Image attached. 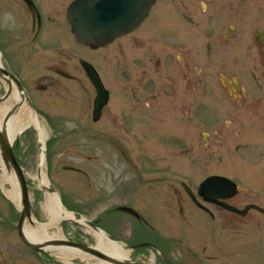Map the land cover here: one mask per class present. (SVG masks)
<instances>
[{
  "label": "flooded vegetation",
  "instance_id": "flooded-vegetation-1",
  "mask_svg": "<svg viewBox=\"0 0 264 264\" xmlns=\"http://www.w3.org/2000/svg\"><path fill=\"white\" fill-rule=\"evenodd\" d=\"M31 1V5L24 0L0 3L1 63L9 73L2 76L0 83L13 85L17 80L38 109L36 91L68 92L71 82L82 80L95 92L81 65L82 60L89 62L108 91V100L94 123L101 122L105 110L111 108L116 134L120 135L113 145L136 170L134 177L138 182L149 187L133 200L135 207L125 206L141 215L140 205L148 210L152 203L159 210L172 209L183 226L191 227L189 235L192 233L193 238L200 239L207 229L212 240L218 236L230 244L237 242L230 241L228 235H245L246 230L241 227L252 222L249 225L255 226L256 232L250 243L234 245L230 254L215 243L213 250L217 254L205 257L208 261H223L221 255L235 257L241 250L240 264H264V212L249 209L242 215L224 207L222 204L238 209L245 206L234 202L241 197L239 187L232 194L224 187L199 191L200 183L213 175L237 182L230 171L231 151L240 150L248 155L264 141V0H224L215 4L210 9L208 25L191 20L192 11L184 10V15L182 9H175L176 0H169L170 4L155 0L136 28L97 48L78 43L71 34L66 12L72 0ZM177 6L186 7L180 3ZM178 12L183 13L181 17L187 24L180 22ZM235 64L239 73L229 71ZM118 77L117 90L125 94L115 97L110 82ZM87 108V98H80L74 109L87 115ZM89 116L92 120V109ZM108 123L98 127V132L108 128ZM156 141L176 151L174 174H167L165 169L150 172L147 167L149 173L143 174L136 163L138 158L132 159L126 152L135 145L151 149ZM255 180L264 183V177L252 181ZM150 183H168L171 191L167 200L161 191L151 193ZM253 194L257 201L252 204L264 209V191ZM130 216L139 229H154L143 215L141 219ZM197 227L204 233L195 234ZM173 239L183 242L181 238L167 240ZM182 244L191 255L189 261L197 264L196 248ZM248 247L256 254H247ZM142 249H150L158 264H182L171 250L161 246L159 251L149 247L135 249V259L144 260L151 254L141 252ZM248 255L252 260L247 259Z\"/></svg>",
  "mask_w": 264,
  "mask_h": 264
},
{
  "label": "rangeland",
  "instance_id": "rangeland-1",
  "mask_svg": "<svg viewBox=\"0 0 264 264\" xmlns=\"http://www.w3.org/2000/svg\"><path fill=\"white\" fill-rule=\"evenodd\" d=\"M4 0H0V3ZM163 1V0H162ZM174 2L175 9H182L184 15L186 11H192L193 21L199 25H208V15L211 14L210 9L215 4H222L224 0H176ZM170 4L169 0H165ZM186 5L179 7L177 4ZM1 5V4H0ZM181 13V14H183ZM180 17V22L186 23L184 18ZM177 16V15H175ZM177 19V17H175ZM187 24V23H186ZM262 29H264V18L262 21ZM200 31V28L198 29ZM1 39V35H0ZM240 39V38H239ZM1 41V40H0ZM123 42V40H120ZM124 46H126L124 44ZM129 50V49H127ZM125 50V52L127 51ZM122 56L120 55V59ZM236 63V62H235ZM80 69V67H78ZM233 73H239L238 64L232 65L229 70ZM117 80L114 78L112 87L115 89L114 96L117 94H125L116 87ZM73 83V84H72ZM79 83V84H78ZM115 83V84H114ZM5 86L0 83V96L5 91ZM68 92H44L36 91V98L40 108L37 109L38 115L48 130V135L45 143V164L44 170L55 192L58 193L61 202L68 210L73 211L79 216H83L89 222L96 223L102 230L110 235V237L129 247L130 244L139 242L140 239L154 240L158 246H164L171 250L174 256L179 258L182 264H193L186 249H183V244L193 245L196 248L197 256L194 258L197 264H231V261L238 262L241 259L242 251L235 253V257L221 255L223 261H207L205 255L217 254L213 250L215 243L224 247L223 251L234 249V245L238 246L243 243H250L255 239V226H250L252 222H248L246 226L241 227L245 231V235L234 233L235 236L228 235L229 240H234L237 243L230 244L228 241L221 240L218 236L212 240L205 230L203 236L193 238L189 231L191 227L183 226L177 220L176 212L172 209L165 208L159 210L155 203H152V208L148 210L146 206L140 205L139 211L148 219L153 231L141 230L137 226V221L130 215L119 212L115 208L120 205H133V200H136L144 191L149 190L148 185L138 182L134 177L137 174L136 170L131 167L122 157L121 153L114 147L113 143L120 135H117L115 129L116 123L111 117L109 110H105L101 122L95 124L89 114L92 109V100L95 95L90 84L80 80L79 82H71L67 88ZM87 98L88 108L87 115L80 113L77 108L78 101ZM9 103H15L11 99ZM89 112V114H88ZM107 112V113H106ZM86 119H85V117ZM108 123V128L98 132L105 122ZM104 128V127H103ZM102 128V129H103ZM125 136V135H124ZM127 138V137H125ZM152 140V139H150ZM126 142L125 140H121ZM153 142V141H151ZM156 141L150 145L151 149H142L137 145L131 150H126L132 159L138 158V169L146 172V167L150 172L153 170L165 169L167 174H174V163L176 161V151L168 145H163ZM233 143L234 140H231ZM159 143V145L157 144ZM154 144H157L156 146ZM264 141L257 145V149L247 155V152L232 150L229 156L231 162L230 171L236 175L237 182L242 188L241 197L235 198L234 202L239 206H244L247 203L256 202L257 198L253 193L264 191V183L258 180L252 181L254 178L264 177ZM154 146V147H153ZM15 154L18 158L21 168L24 171L26 180L29 185L30 200L32 205V215L37 221H45L47 219L44 211V192L34 181L35 174L38 170L40 161L41 145L38 140V135L34 127H30L22 132L17 141L14 143ZM234 154V155H233ZM160 159V161H158ZM233 166H232V163ZM71 166L79 171L69 170L64 167ZM140 166V167H139ZM164 167V168H163ZM2 165L0 162V179L3 175ZM215 170L224 172L221 167H215ZM85 172V174L83 173ZM125 176L120 177V176ZM260 180V181H261ZM151 184V193L153 190L163 192V198H168L171 189L168 183ZM134 187H136L134 189ZM139 189H138V188ZM253 193H247L248 191ZM167 200V199H166ZM161 202V201H160ZM158 203V202H157ZM168 207V203H166ZM153 207L155 209H153ZM20 216L19 208H17L3 193L0 187V264H93L94 257L89 260L72 259L71 263L64 262L58 255L48 254L46 252L35 251L27 247L18 237L17 222ZM27 222V221H26ZM249 225V226H248ZM197 231L204 232L200 227ZM62 230L67 240L82 242L94 246L95 239L92 231L78 224L64 222ZM264 240V224L262 226ZM230 231V230H229ZM224 232V231H223ZM194 234V235H195ZM202 234V233H201ZM205 235V236H204ZM258 236V234H257ZM168 237L181 238L182 243L175 240H167ZM152 238V239H151ZM233 245V246H232ZM206 247L207 250H203ZM232 247V249H230ZM185 248V247H184ZM262 255H264V242L262 244ZM253 248H247V254H256L252 252ZM141 252L151 253L146 249ZM205 252V253H204ZM221 253V252H220ZM222 254V253H221ZM240 255V256H239ZM245 255V254H242ZM152 261H155V255H148ZM247 259H251L248 255ZM252 260V259H251ZM264 260V257H263ZM240 264V263H239Z\"/></svg>",
  "mask_w": 264,
  "mask_h": 264
},
{
  "label": "water",
  "instance_id": "water-1",
  "mask_svg": "<svg viewBox=\"0 0 264 264\" xmlns=\"http://www.w3.org/2000/svg\"><path fill=\"white\" fill-rule=\"evenodd\" d=\"M153 2L154 0H75L68 7L67 17L71 23L72 31L74 32L75 38L78 42L91 45H98L116 36L126 33L130 29L134 28L146 15L150 5ZM85 64L84 67L92 83L97 89V97L94 102L93 110L94 119H97L100 115L102 106L106 102L107 91L104 90L94 69L89 64ZM4 73V69L0 66V76H2ZM17 89L19 92L22 91V87L20 85L17 86ZM10 91L11 86H9L8 88V93ZM7 119L8 116H6V120ZM0 151L1 157L5 165L14 171L15 177L20 188L21 209L20 217L17 224L18 236L21 241L28 247L35 250H43V244L30 241L24 234V221L26 219L29 220L31 218V205L28 192V185L25 180L24 173L16 160L12 146L8 142V139L6 138L5 134L2 132L1 129ZM65 168L74 169L72 167ZM218 179L219 177L217 176L210 177L208 180L205 181L204 185H217ZM227 181L224 180L225 183ZM230 184L231 190L234 191L235 184L232 182H230ZM251 207L255 206L249 205L244 210L239 211V213L243 214L247 209ZM118 209L133 213L135 215L137 214L136 211L129 207L121 206ZM232 210L238 211L236 209ZM87 223L92 228L98 229V227L94 223L89 221ZM53 243L57 245H67L78 248L83 252L93 255L97 258L104 259L113 264H148L145 262H133L128 257L116 258L113 256H109L95 249L94 247L84 243L68 240H54ZM147 245H150V243L136 244L133 245L131 248L133 249Z\"/></svg>",
  "mask_w": 264,
  "mask_h": 264
},
{
  "label": "bare ground",
  "instance_id": "bare-ground-1",
  "mask_svg": "<svg viewBox=\"0 0 264 264\" xmlns=\"http://www.w3.org/2000/svg\"><path fill=\"white\" fill-rule=\"evenodd\" d=\"M12 101L19 103L12 106L11 103L4 102L0 105V129L5 134L8 142L12 145L19 135L25 129L34 127L38 140L41 145L40 161L34 181L44 192V211L47 219L45 221H37L32 215L27 222L24 223L23 229L26 237L33 242L43 244V250L48 254H56L64 262L71 263L72 259L89 260L93 256L79 250L78 248L54 244V240L66 239L62 230V223L69 222L87 227L92 231L95 239L94 248L116 258H126L129 251L125 250L119 242L108 238L102 229H94L88 226L87 219L79 216L73 211L68 210L61 202L57 192L52 190L51 183L44 170L45 164V143L48 130L41 118L32 109L28 108L26 103L15 91L11 94ZM9 111V112H7ZM7 112V113H6ZM6 116L8 119L6 120ZM3 175L0 179V187L5 196L17 207H21L20 188L15 177L14 171L7 167L1 159ZM93 264H113L101 258L94 257Z\"/></svg>",
  "mask_w": 264,
  "mask_h": 264
}]
</instances>
